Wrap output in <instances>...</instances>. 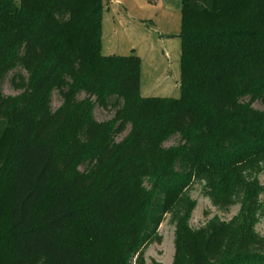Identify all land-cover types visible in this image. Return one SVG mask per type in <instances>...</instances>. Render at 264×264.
<instances>
[{
    "label": "trees",
    "instance_id": "1",
    "mask_svg": "<svg viewBox=\"0 0 264 264\" xmlns=\"http://www.w3.org/2000/svg\"><path fill=\"white\" fill-rule=\"evenodd\" d=\"M180 4L179 96L143 97L139 58L101 54L103 0H0V264H133L196 173L225 196L264 157V0ZM243 187L231 221L190 233L185 264L229 246L214 264H264V189Z\"/></svg>",
    "mask_w": 264,
    "mask_h": 264
},
{
    "label": "rangeland",
    "instance_id": "2",
    "mask_svg": "<svg viewBox=\"0 0 264 264\" xmlns=\"http://www.w3.org/2000/svg\"><path fill=\"white\" fill-rule=\"evenodd\" d=\"M16 5L19 0H13ZM126 0H103L105 4L123 5ZM133 7L131 19L116 22L115 28L102 14L101 54L135 55L140 60L139 93L143 97H178L180 81V7L167 9L161 2L148 0H127ZM105 3V4H104ZM180 0H178V4ZM10 73L1 85L3 95L14 96L20 91L10 83ZM80 98L83 95L79 96ZM51 105L56 109L60 105L57 92L52 95ZM252 107L264 111V105L256 101ZM111 109L95 107L93 115L97 121L110 119ZM177 138H171L165 146L175 145ZM237 181L244 184L230 191L232 178L224 184L225 196H221V178L210 172L195 174L190 186L173 201L161 220L155 235L145 244L133 264H185L183 250L190 233L198 235L207 224L213 221L229 222L239 212L243 198V185L256 184L264 189V157L241 163L234 171ZM236 182V181H235ZM223 184V183H222ZM217 189V190H216ZM216 190V191H215ZM223 190V188H221ZM223 194V193H222ZM264 208V192L259 195ZM254 232L264 239V209L258 214ZM203 234V233H201ZM200 234V235H201ZM228 248H231L230 246ZM226 249L220 257L211 258L210 264L229 258L231 251Z\"/></svg>",
    "mask_w": 264,
    "mask_h": 264
},
{
    "label": "crops",
    "instance_id": "3",
    "mask_svg": "<svg viewBox=\"0 0 264 264\" xmlns=\"http://www.w3.org/2000/svg\"><path fill=\"white\" fill-rule=\"evenodd\" d=\"M120 2V0H118ZM152 3H159L161 2L167 9H176L178 8L177 5L181 8V4H178V0H148ZM108 0H106V3ZM105 4V3H104ZM133 6L130 5V3L126 0L125 3L123 2V5L118 6V4L112 2L108 3L107 5L105 4L104 6V17L105 19H109L111 22L112 26L110 28H115L116 22H119L120 20H125V17L128 18H135L133 15Z\"/></svg>",
    "mask_w": 264,
    "mask_h": 264
}]
</instances>
